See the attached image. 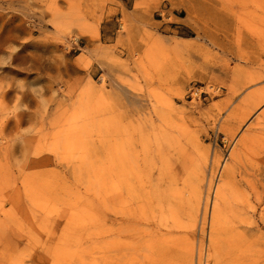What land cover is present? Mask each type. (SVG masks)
Segmentation results:
<instances>
[{"label": "rangeland", "instance_id": "374dc122", "mask_svg": "<svg viewBox=\"0 0 264 264\" xmlns=\"http://www.w3.org/2000/svg\"><path fill=\"white\" fill-rule=\"evenodd\" d=\"M215 205L217 252L264 253V0H0V264L117 226L118 264H216Z\"/></svg>", "mask_w": 264, "mask_h": 264}, {"label": "bare ground", "instance_id": "6f19581e", "mask_svg": "<svg viewBox=\"0 0 264 264\" xmlns=\"http://www.w3.org/2000/svg\"><path fill=\"white\" fill-rule=\"evenodd\" d=\"M118 137V136H117ZM130 137V136H129ZM128 137V138H129ZM122 138V137H121ZM244 138V137H243ZM124 141V139L122 140ZM127 142V140H125ZM124 141V142H125ZM135 141V140H134ZM123 142V143H124ZM117 143V142H116ZM125 146V145H124ZM133 146V145H132ZM118 147V146H117ZM131 154V153H129ZM132 155V154H131ZM125 164V163H123ZM127 166V165H126ZM126 166H124L125 168H127ZM133 166V165H132ZM140 166V165H139ZM129 168V167H128ZM127 168V169H128ZM134 168V167H132ZM121 169V168H120ZM226 171V170H225ZM231 170L228 169L225 174L226 176L229 174ZM174 173V172H173ZM172 173V174H173ZM160 174V173H159ZM133 175V174H132ZM163 176V175H162ZM133 177V176H132ZM135 177V176H134ZM159 177V176H158ZM161 178V177H160ZM130 179V178H129ZM127 180V179H126ZM132 180V179H131ZM134 181V180H133ZM126 182V181H125ZM165 182V181H164ZM131 185V184H130ZM125 187V186H124ZM129 192V189H127ZM223 191V187H220L217 191V199L220 200L221 199V194ZM127 192V193H128ZM124 201V200H123ZM131 201V200H130ZM133 201V200H132ZM187 208V207H186ZM175 211V210H174ZM213 215H212V221H211V231H210V249H211V259H213L214 262H216V264H220L221 262H228L229 264H260L259 262H257V259H262L264 258V253H258V254H250L249 252L245 251V250H239V249H233L230 251H227L225 253H219L216 251L217 249V241H216V226L218 224V218H219V208L217 205H215L214 210H213ZM193 214V213H192ZM175 215V214H174ZM123 216L127 217L128 219H131V222H129V224L126 226H123L121 229V233H123L125 231V227H129L130 231H129V236L130 238L135 241L137 240L138 237H140L141 233H144L146 230H143L142 228L138 227L137 222H139L140 217L138 215L135 214V209L134 208H130L129 210H126L123 212ZM260 215H258L259 217ZM262 216V215H261ZM194 216L192 215V218ZM115 223H117L118 225V216L115 218ZM176 219H174L175 221ZM177 222V221H176ZM177 225V224H176ZM149 226V225H148ZM161 230V229H160ZM109 233V229H104L103 232V237L104 239L107 237ZM176 234H178L177 232H175ZM115 235V248L113 249V256L110 257L109 256V252H110V248H109V241L108 240H104V252H103V261L102 264H118V226L116 228V233ZM142 235V234H141ZM236 235V234H235ZM243 236V235H242ZM121 241V246L122 249H124L125 251L121 253V259H120V264H157L158 263V259H160L161 262L165 261L167 255L164 254L163 252H155L152 253V255H143V254H139V253H135L132 254V256L128 257L129 254H127V250L125 249L126 246V242L123 240ZM155 241H159L161 242L162 240L156 239ZM131 247L133 248V244H131ZM253 258V259H252ZM255 258V261H254ZM127 259H129V262H126ZM264 260V259H263ZM260 260V261H263ZM264 263V262H263ZM262 263V264H263Z\"/></svg>", "mask_w": 264, "mask_h": 264}]
</instances>
